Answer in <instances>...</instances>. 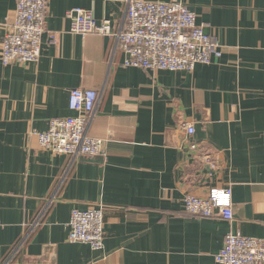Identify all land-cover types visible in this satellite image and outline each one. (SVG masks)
<instances>
[{
  "label": "crops",
  "instance_id": "crops-1",
  "mask_svg": "<svg viewBox=\"0 0 264 264\" xmlns=\"http://www.w3.org/2000/svg\"><path fill=\"white\" fill-rule=\"evenodd\" d=\"M177 2L221 48L192 72L124 68L115 33L126 0H51L38 62H0V264H217L228 233L264 239V0ZM17 0H0V42ZM109 20L112 35L69 31L65 12ZM98 102L88 135L104 157L43 150L32 132L74 115L71 90ZM194 129L187 135L182 125ZM195 144L213 159L208 175ZM231 188L233 220L187 214V194ZM101 206V250L67 241L70 212Z\"/></svg>",
  "mask_w": 264,
  "mask_h": 264
},
{
  "label": "built area",
  "instance_id": "built-area-1",
  "mask_svg": "<svg viewBox=\"0 0 264 264\" xmlns=\"http://www.w3.org/2000/svg\"><path fill=\"white\" fill-rule=\"evenodd\" d=\"M50 1L17 0L8 32L0 42L2 66L36 63L44 36L55 41V34L47 33L45 26ZM65 18L70 24L69 31L76 35L110 36L113 32L109 20L97 22L91 12L81 8L66 11ZM114 35L123 54L124 68L192 72L196 65H208L221 57L218 42L204 33L193 12L177 2L126 0L124 27ZM97 102L98 94L93 90H71L68 109L74 115L51 119L45 132H32V135L43 150L56 155L72 159L104 157L105 140L88 135ZM182 128L187 135L194 133L190 125L184 124ZM190 149L200 157L202 166L211 175L216 169L214 159L195 144L190 145ZM231 197L229 187L211 189L205 197L187 194L183 198L184 210L191 216L205 219L218 216L230 222L233 220ZM104 224L101 206H91L83 211L74 209L67 224V241L101 250ZM214 259L217 264H264V239L228 233Z\"/></svg>",
  "mask_w": 264,
  "mask_h": 264
}]
</instances>
